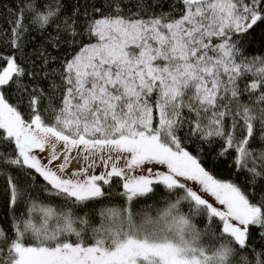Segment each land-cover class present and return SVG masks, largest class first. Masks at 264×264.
Returning <instances> with one entry per match:
<instances>
[{
  "label": "snow or ice",
  "instance_id": "1",
  "mask_svg": "<svg viewBox=\"0 0 264 264\" xmlns=\"http://www.w3.org/2000/svg\"><path fill=\"white\" fill-rule=\"evenodd\" d=\"M0 264H264V0H14Z\"/></svg>",
  "mask_w": 264,
  "mask_h": 264
},
{
  "label": "trees",
  "instance_id": "2",
  "mask_svg": "<svg viewBox=\"0 0 264 264\" xmlns=\"http://www.w3.org/2000/svg\"><path fill=\"white\" fill-rule=\"evenodd\" d=\"M14 7V0H0V17L8 15V12ZM258 44H254L253 48H258ZM216 167L215 171L218 175L222 176L223 178H233L237 180L242 185L244 184L245 180L243 176H236L231 165V158L219 159L215 161Z\"/></svg>",
  "mask_w": 264,
  "mask_h": 264
}]
</instances>
